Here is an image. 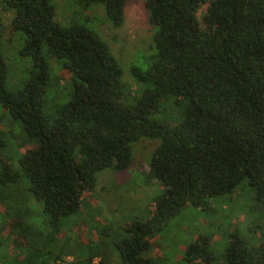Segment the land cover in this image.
Instances as JSON below:
<instances>
[{
    "label": "trees",
    "instance_id": "16d2710c",
    "mask_svg": "<svg viewBox=\"0 0 264 264\" xmlns=\"http://www.w3.org/2000/svg\"><path fill=\"white\" fill-rule=\"evenodd\" d=\"M78 2L103 5L113 27L121 26L126 0ZM144 7L155 52L145 67L130 65L139 90L131 96L119 60L96 31L75 19L62 25L52 0H0L12 14L9 38L21 35L18 54L32 67L8 88L0 46V264H112L64 219L94 191L98 171L131 166V146L142 138L158 141L148 175L164 190L144 218L124 224L126 236L116 243L123 264H155L145 251L187 202L202 207L246 181L264 205V0H144ZM59 67L72 76L70 92L63 93L60 75H50ZM53 84L66 99L50 113L44 105ZM39 205L42 215L33 208ZM183 258L220 264L205 234ZM224 259L264 264V242L233 233Z\"/></svg>",
    "mask_w": 264,
    "mask_h": 264
},
{
    "label": "rangeland",
    "instance_id": "374dc122",
    "mask_svg": "<svg viewBox=\"0 0 264 264\" xmlns=\"http://www.w3.org/2000/svg\"><path fill=\"white\" fill-rule=\"evenodd\" d=\"M52 2L56 8V19L62 25H68L74 19L83 22L108 43L121 65L125 92L131 96L139 93L129 67L131 64L145 67L152 61L150 57L155 52L151 47V34L155 28L147 20L144 0H126L124 19L117 28L113 27L101 4H92L83 9L78 0ZM203 8L204 4L197 12L199 17ZM11 16V13L0 8V46L7 68L6 86L15 89L29 76L32 67L25 65L29 60L18 54L22 45V39H19L21 35L15 33L18 38H9ZM50 72L51 77L60 75L63 78V93L70 92L71 74L60 67L50 68ZM55 84L47 89L44 105V109L50 113L54 112L58 103L66 99L62 98V93L52 92ZM2 112L0 108V116ZM5 129V123L0 122V131ZM156 144V140L142 138L131 146L133 160L128 169L115 171L105 168L98 171L94 191L83 197L79 209L73 215L64 219L79 241L103 248L112 264H123L116 243L126 236L124 224L134 216L145 217L148 205L164 190L162 184L148 175L150 155ZM9 145L11 148L14 146L13 143ZM254 196L253 189L244 181L231 193L209 198L202 207L187 202L183 209L167 220L144 254L151 257L155 264H188L183 258L185 249L199 234H205L209 237L213 262L225 264L224 249L231 234H239L249 244L264 242V205L259 204ZM40 206L38 211L36 206L33 208L41 214ZM64 232L63 229L60 236ZM5 236L0 221V239ZM8 246L10 249L12 244ZM64 258L71 259L70 256Z\"/></svg>",
    "mask_w": 264,
    "mask_h": 264
}]
</instances>
